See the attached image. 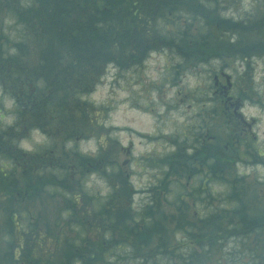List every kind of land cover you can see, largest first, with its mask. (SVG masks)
<instances>
[{
    "label": "rangeland",
    "instance_id": "obj_1",
    "mask_svg": "<svg viewBox=\"0 0 264 264\" xmlns=\"http://www.w3.org/2000/svg\"><path fill=\"white\" fill-rule=\"evenodd\" d=\"M2 13L0 7V18ZM26 16L29 19L28 15ZM184 20L186 16L181 13L175 24L168 25L166 30L162 18L154 24V31L172 32L170 30L172 25L182 30L184 25L180 24ZM188 24L189 33L192 34L200 27H203L204 35L207 30L210 31L209 36L212 39L207 43L208 46H203L205 50L203 56L209 59L204 65L196 62L186 68L184 59L174 58L179 50L186 49L184 45L186 43H172L174 42L172 39L165 38L171 42L162 43L167 49L149 54L146 60L135 64L121 75L117 76L118 71L111 65L108 67L109 71L103 70L94 75L93 78L97 81L95 84H91L90 81L88 93L79 96L74 92L75 98L69 100L80 101L83 105L81 107L78 104L70 108L61 106L65 95L64 88L48 86L52 90L48 96L55 102L48 113L68 117L66 124L68 133L79 137L72 143H65L64 148L58 147L59 164L55 173L61 177L64 171H67V161H63V149L64 153L67 150L71 154L69 160L74 162L76 161L73 157L74 152L92 157L94 152L100 149L101 153L106 155V167L112 162H116L120 167L124 159L120 147L130 145V160L143 159L139 164L135 160L126 167L128 173L132 174L129 177L130 185L137 188L140 193L133 195L130 206L126 207L130 200L126 197V200L118 203L120 208L114 211L112 208L114 204L106 198L109 191L108 179L97 182L95 177L88 176L83 179L82 186L87 194L85 205L92 208L93 218L96 216L93 210L99 211L100 206L91 203V199L100 202L101 209L105 207L107 212L114 213L109 216L112 220L106 213V217L103 218L87 219L86 215L84 217L73 215L79 205L77 198L71 197L70 201L59 195L51 196L48 193L53 188L51 189L49 185L32 188L31 193L36 194L20 202V198L14 193L11 195L4 192V185L0 180V264H23L26 262L24 258L26 251L33 254L28 257L30 259L28 264H70L67 258L68 250L71 249L67 246L69 242H74L73 248L81 247L78 249L79 253L80 251L87 253L94 248L95 264H99L103 250L98 243L102 237L104 239L112 237L109 234L110 230L107 232L106 229L116 231L120 237L118 239L120 245L113 242L108 250L105 249L104 256L107 261L104 264H264V163H262L264 58L252 59L253 69H246L245 62H232L229 57L227 58L225 51L218 60H214L209 54L215 55L220 52V48L214 43L215 38L217 40L214 26L205 25L204 21L197 23L189 21ZM252 37L251 41H254L252 43L264 40L258 30ZM218 40L220 45L230 47L224 38ZM256 45L263 46V42L250 46ZM55 50L59 51L61 48ZM93 50L95 52V48ZM187 50L189 49L182 50V56H186ZM10 55L15 59L14 67H18V61L26 66L32 61L29 52L21 60L13 50L10 51ZM58 63L54 55L51 60L53 67L51 72L59 69ZM222 65L226 67L223 71L231 75L233 87L229 95L234 96L231 102L233 103L235 98H241L240 111L247 122H251L250 127L245 126V130H238L234 138L233 126L229 120L235 118V115L232 103L227 101L229 95L227 97L224 89H219L218 96L213 95L211 88L213 74L220 71ZM44 67L41 63L35 71L36 77L40 75L41 80L32 78L33 85H37L36 82L43 85L46 81H56L50 80L52 73L49 68L45 70ZM219 81L223 86L227 85L223 75L219 77ZM25 87L27 90L30 88L27 85ZM200 100L208 101L200 103ZM217 100L220 104L218 109L214 108ZM3 104L6 108L13 106L8 100ZM30 104L31 102H28L27 109ZM80 111L92 116L91 127L74 119L78 117ZM198 113L208 117V125L205 128L196 124ZM215 113H218L216 120L212 117ZM189 128H192L193 133L199 138H204V145L217 155L219 162L216 178H209L206 181L208 168L199 161L197 153L193 158L186 156L193 155L194 151L193 148H186L185 151L183 147L191 145V140H185L190 136L186 135ZM101 131L106 135L101 136L99 134ZM36 139L40 140L41 137L38 136ZM238 139L242 140L239 154L244 151L246 142H249L247 156L243 155L241 158L236 156L235 146ZM253 147L263 153L261 157L252 153ZM174 151L185 156L184 166L178 165L177 158H174L175 165L172 164V168L167 170L164 166L162 170H158L157 165L149 164L151 161L157 163L167 161V156ZM80 159L84 163L87 160L81 157ZM143 164L148 166V169H144ZM219 169L223 174L222 179L218 175ZM170 173L173 174L170 175V183L166 190L169 189L172 198L156 197L157 207L151 209L152 212L155 211V221L161 231L158 233H162L161 238L153 233L132 236L128 230L135 227L136 222L130 215L140 212L150 201L148 192L141 193L142 189L156 182L159 184L163 176L167 178ZM232 192L242 198L243 206L230 198ZM179 194L182 197L179 205L181 211L177 212L178 205L175 203ZM20 210L27 211L26 224L19 223V218L24 217L20 216ZM78 212L79 210L75 214ZM68 213L72 215L68 216ZM172 214L174 217L171 219ZM211 214L212 218L208 219ZM180 219L184 226L178 228L180 231L175 230L174 234L173 229H177ZM241 223L249 225V232L242 233ZM256 223L260 225H255ZM78 232L81 234L79 240L74 236ZM158 239L166 243L165 248L158 249L156 246ZM33 245L34 248H30ZM29 248L32 250L31 253L28 251ZM158 251L162 254L157 256ZM74 255L78 254L74 252ZM180 255L183 256L181 259L171 257ZM74 257L71 264H89L88 253L84 254L81 261L80 257ZM101 260H104V257H101Z\"/></svg>",
    "mask_w": 264,
    "mask_h": 264
},
{
    "label": "flooded vegetation",
    "instance_id": "obj_2",
    "mask_svg": "<svg viewBox=\"0 0 264 264\" xmlns=\"http://www.w3.org/2000/svg\"><path fill=\"white\" fill-rule=\"evenodd\" d=\"M52 1L0 0V7L3 10V17L0 18V111L2 113H0L2 115L0 117V180L3 182L4 192L11 195L14 193L20 198V202L30 198V195L36 194L31 193L32 188L49 185L51 189L53 188L48 193L51 196L61 193L63 198L70 201L71 197L78 199L79 205H77L74 214L79 210L78 215L80 217L86 215L87 219L100 218V216L93 218L91 207L85 205L87 199L83 191L82 181L88 176L95 177L97 182L107 178L109 191L106 198L114 204V210L120 208L118 203L126 200V197L130 198L128 202L130 204L133 195L139 193L137 188L130 185L129 177L132 174L128 173L126 169L129 162H131V148L120 147L124 155L123 164L120 167L116 162H112L109 167H106V155H103L100 149L95 151L92 157L88 154L80 155L78 152H74L73 157L77 162L70 161L69 155L71 154L67 150L64 153L65 149H63V161H67V171H64L61 177L55 173L59 164L58 147H62L65 143H72L79 137L68 133L66 126L69 120L68 117H60L51 113L45 115L47 110L42 106H48L46 97H49L48 95L52 90L47 89V91L39 92L37 87L33 85L31 78L27 77L28 73L35 68L33 64L35 65L39 60L38 67L42 63L45 70L48 67L50 69V63L44 60L53 59V54H55L53 51L49 52L48 47L44 46V44L51 43V40H56L49 35L52 33L51 21L48 19L49 12L53 10V5L50 3ZM139 1L127 0V3L118 4L115 8H112L105 0H72L69 8L73 11V16L76 17L78 11L83 10L86 12L87 19L82 21L76 30L74 28L76 22L74 20L70 21L73 26L71 33L73 35L80 34L82 28V40L85 44L94 34L95 38L108 44L111 56H115L117 53L120 55L125 54V50L121 49V44L137 42L135 35L122 36V22L119 19L112 20L110 12L116 11L118 18L123 7L127 11L138 13ZM142 2L148 5L147 11L152 12L148 17L151 18L148 24L152 28L154 39H157V36L153 34L154 11L163 3L167 11L164 17L166 30L168 25L175 24L182 11H189L194 16L195 21L210 18L217 32V38L227 39L233 45L232 50L234 52L244 55L246 52L264 50V40L258 41L260 44L263 42V46H250L258 43H252L254 41H251L253 40L252 35H256V30L264 38V0H142ZM204 6L208 8L203 10ZM96 9L100 11L101 19L91 21L90 12ZM209 12L211 13L209 14ZM129 22L135 24L132 19ZM173 25L170 29L173 33L167 32L169 38L181 42L184 36L183 31ZM134 26L136 27V25ZM159 42L162 41L159 40ZM12 43L19 45L20 54L23 55L22 58L28 52L32 55L30 65L22 64V68L17 71V74H19L17 79L11 77L12 70L8 48L13 45ZM104 53H106V50ZM65 54V58L73 59L72 57L77 53L72 51L65 52ZM93 54V60H100L99 53L93 52ZM90 64L89 62L85 68L82 67V73L80 74L86 75L89 72ZM65 75H71L73 82H76V72L72 68H67ZM86 82H84V85H86ZM215 84L220 86L217 81ZM26 85L30 86L29 90L26 89ZM84 85L76 82L70 90L74 91L75 88L83 90ZM38 95L39 99L36 97ZM73 98L71 96V99ZM6 100L9 102L12 100L13 106L10 105L9 108H6L3 104ZM72 101H62V105L68 108L75 106V104H78L79 107L83 106L78 100H75L74 103ZM228 101L230 102V100ZM28 102H31L28 109L34 108L37 113L41 111L40 115H30L31 112L27 109ZM49 103L55 104L53 101ZM5 118L8 120H4ZM74 119L88 127L92 126V116L84 114L83 111H80L78 117ZM236 124L250 127L241 117H239ZM99 134L101 136L106 135L104 131L99 132ZM38 136L41 137L40 140L36 139ZM80 157L87 159L86 162L84 163ZM136 160L139 163L140 160ZM141 161L143 160L141 159ZM132 163H134V159H132ZM92 201L94 200L92 199ZM22 212L25 213L26 211L22 210ZM68 215L71 216L72 214L69 213ZM20 244H23V242H20ZM26 253L24 254L25 261L28 257V253Z\"/></svg>",
    "mask_w": 264,
    "mask_h": 264
},
{
    "label": "trees",
    "instance_id": "obj_3",
    "mask_svg": "<svg viewBox=\"0 0 264 264\" xmlns=\"http://www.w3.org/2000/svg\"><path fill=\"white\" fill-rule=\"evenodd\" d=\"M105 1L107 3H109V6H111L112 8H115V6H117L118 4L121 5L123 3H127V0H105ZM50 3H51V5H53L52 6L53 10L51 12H49V16H48V19L51 21V26H52V33H50L49 35L51 36V38L56 39V40H51L49 38L51 40V43H49L47 45L44 44V46L48 47L49 52L53 51L55 53V54H53V58H54V55H56L57 60L59 62L58 63L59 69L57 68L58 69L57 71L51 72L53 70V67L51 64L52 59H48V60L45 59L44 61L50 63L49 71L52 73L50 80L51 81L56 80L55 82H50L49 85H53L54 87H58V86H61L62 84H67V81H65V82L63 81V79H64L63 76L67 80H69V78L71 77V75L70 76L65 75L67 68H72L76 72V74L78 72L81 73L82 72L81 68L84 67L87 63L93 61V59H94L93 58L94 57L93 56L94 55L93 54V52H94L93 48H95V52L98 51L99 53L105 52V50H106V53L102 59L103 62L109 61L113 57L110 54L108 44L102 40H98L97 38H95L94 34H93V37H90V40L88 41V43L85 44L84 41L82 40V38H83L82 28L80 29L81 30L80 32L82 34L80 33V34L73 35L71 33V29L73 26L70 23V21L74 20L76 22L74 24V28L76 30L77 26L80 25L82 21H86V19H87L86 12H84L83 10H79L76 17H74L73 11L69 8V5L72 4V0H53ZM129 4H131V2H129ZM164 5H163V3H161L159 5V8L154 11V15L159 13L160 14L159 18L160 17L163 18L162 16H164V14H165L164 10H166ZM92 9H95V8H92ZM138 9H139L138 13H133L132 11L129 10V8H128L129 11H127L123 7V10L119 13V18L117 16L116 11L110 12V18H112V20L119 19L122 22L121 23L122 36H129L130 37L134 34L138 38V42H134L133 44L131 42H126L123 44V47H124V50L126 52H128L130 56H132V58L134 57L135 60H138V62H139V57L140 56L145 57L146 54L154 46L149 45V43H150V39H149L150 30L148 29V27H149L148 20L150 19L148 17H150V14H152V12L147 11L148 5L143 3L142 0L139 1V8ZM205 9H207V7L204 6L203 10H205ZM210 13L211 12H209V14ZM90 19H91V21L100 20L101 19L100 11H98L97 9L92 10L90 12ZM131 19L135 22V24H131L129 22V20H131ZM204 22H205V25H211L212 24V21L210 20V18L209 19L204 18ZM134 25H136L138 32H137L136 27ZM49 30H51V29H49ZM201 30L203 31V27H200L199 31L196 34H190L189 29L188 30L186 29L183 32V35L186 36V38H185L186 44H184V45L186 46V49H189V50L185 51L186 56H182V53H181L180 58L184 59V62L186 64V68L190 67L192 64H195L196 62H198V64L200 63V65H204V63L209 61L208 57L203 56V53L205 52L203 46L209 45L207 43L211 40V38L209 36L210 31L207 30L205 35H204V33H201ZM163 36L164 35H162V37ZM136 44H137V46H136ZM15 46L17 47L18 45H15ZM131 47H133V49H134V47L135 48H137V47L143 48L144 47V49H138V51H137L138 53H136L137 54L136 55L137 57H136V56H133L132 54H130ZM56 48H61V50L57 51V50H55ZM186 49H182V50H186ZM72 51L77 53L72 57L73 59H65V56L63 53L72 52ZM58 54H60V55L62 54L61 57H59ZM209 55L212 56L214 58V60L217 59V55L214 56L213 53L209 54ZM193 56H195V57H193ZM196 56H199V58ZM13 60L14 59L12 58V61ZM93 62H95V61H93ZM187 62H189L188 65H187ZM91 68H93V67H91ZM76 76H78V74ZM211 81L213 84V79ZM212 84H211V88L213 89ZM66 87H69V86H66ZM206 101H208V100H200V103H205ZM200 108H201V106H200ZM214 108L218 109V106L215 104ZM212 117L216 120L218 117V113H215V116L213 115ZM196 124L200 127L205 128L208 125V117L205 115L204 116L200 115L198 113V120H197ZM188 130L189 131L186 133V135H190V136L187 137L185 140H191L190 141L191 145L190 146L188 145V147H187V145H185L183 147H184L185 151H186V148L187 149L193 148L194 151H193V155H186V154L185 155L189 156L190 158H193L194 154L197 153L198 156L200 157L199 161H201V163H204V166H206L208 168L207 172L209 174H207L206 181L209 180V178L210 179H213L214 177L216 178L217 177L216 172H217V167H218V162H219L217 155L212 152V149H210L209 147H206L204 145V138H199V136H197L196 133H193L194 130H192V128H189ZM191 130H192V132H191ZM252 150H253L252 153L257 154V155L259 154V150H257L256 147H254V149H252ZM196 151H198V152H196ZM243 152L245 153V155L249 154V151L247 149V145H245V149ZM203 155L205 156L204 158H203ZM167 157H168L167 161L165 160L163 162H164V164L169 165V167L172 168V164H174V158H177L178 165L184 166L183 161H184V159L186 160V158H185V156L181 155V153L174 151V152H171ZM170 159H171V162H169ZM163 162L161 163V165H163ZM262 163H264V161H262ZM164 168H166V167H164ZM221 172H222L221 169H219L218 175H219V178L222 179L223 174H221ZM155 194L156 193H153V195H152L153 197L150 196L151 201H149L147 203L146 207H144L140 212H138V213L134 212L133 214L130 215V218L136 222L137 226L141 225L140 227H137L135 225V227L130 228L128 230L132 236L136 237L137 235H139L141 233H145V234L153 233V235L157 236L158 238H161L162 233H158L161 231H159V227H158L159 225L155 221V216H154L155 211L152 212L151 210H149V209H152V206L149 207V204L151 202H153V199L157 196ZM230 198L235 199L238 202V204H240L241 206L244 205L242 198L238 197L235 192L234 193L232 192V194L230 195ZM175 204H177V203H175ZM177 205L179 206V204H177ZM147 207H149V209H147ZM156 207L157 206L155 203V208ZM176 209H177V212L181 211V209H178V208H176ZM102 212H104V211H102ZM106 214L109 218L110 214L108 212H106ZM127 216H126V218H127ZM173 217H174V214H172L171 219ZM210 218H212V214L209 216L208 219H210ZM109 219L112 220V217H110ZM181 221H182L181 219L178 221L177 229H173L174 234H175V230L180 231L181 229H178V228H180V227L183 228L184 225H183V223H181ZM255 225H260V223H256ZM248 226L249 225H247V224L241 223L240 227H243L242 233L249 232L250 227L248 228ZM108 230H110L109 234L113 237V239H112V237L105 238V239L102 238V240H100V242L98 244H100L101 248H103V249L108 248L109 245L113 242L117 243V245H120V240H118L120 237L117 236L118 234L112 229H108ZM233 233H234V231H233ZM235 233H238V232H235ZM77 239H80L79 235H78ZM67 246L70 247L71 249H74V250L70 249L69 255L67 256L68 259L71 260L72 258H75L74 256H76V257H80L82 260L84 254L88 253V259H87L88 261L87 262H89V264H95L96 259H94V253H93L94 248H92L91 251H87V253H85L84 251H80V253H79V250L81 247L78 246L79 250L77 249V247L73 248L74 242H72V243L69 242L67 244ZM156 246L159 247L158 249H163L166 247V243L162 240H159V242L157 241ZM30 248H32V247H30ZM30 248L28 249V251L30 250ZM74 252H76V254H78V255H74ZM30 253H31V251H30ZM159 254H162V252L159 251ZM30 255L31 254H28V257H31ZM102 255H103V253H102ZM101 257L102 256L100 255V259H101ZM182 257L183 256H181V258ZM175 258L180 259V257H175ZM27 261L28 262L30 261L29 258H27ZM147 263H149V262L147 261Z\"/></svg>",
    "mask_w": 264,
    "mask_h": 264
},
{
    "label": "bare ground",
    "instance_id": "obj_4",
    "mask_svg": "<svg viewBox=\"0 0 264 264\" xmlns=\"http://www.w3.org/2000/svg\"><path fill=\"white\" fill-rule=\"evenodd\" d=\"M198 29V28H197Z\"/></svg>",
    "mask_w": 264,
    "mask_h": 264
}]
</instances>
